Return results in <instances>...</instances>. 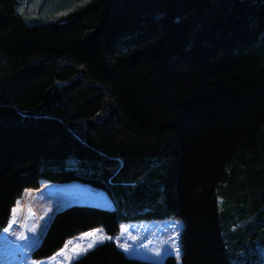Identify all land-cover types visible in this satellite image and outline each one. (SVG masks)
<instances>
[{
	"label": "trees",
	"instance_id": "obj_1",
	"mask_svg": "<svg viewBox=\"0 0 264 264\" xmlns=\"http://www.w3.org/2000/svg\"><path fill=\"white\" fill-rule=\"evenodd\" d=\"M0 0V232L26 190L81 183L35 261L179 221L182 264H264V0H87L28 23ZM73 264H158L106 241ZM162 264H177L168 256Z\"/></svg>",
	"mask_w": 264,
	"mask_h": 264
},
{
	"label": "rangeland",
	"instance_id": "obj_2",
	"mask_svg": "<svg viewBox=\"0 0 264 264\" xmlns=\"http://www.w3.org/2000/svg\"><path fill=\"white\" fill-rule=\"evenodd\" d=\"M18 1V13L33 24L60 20L87 0ZM75 205L113 209L112 201L104 191L81 183L63 185L42 181L38 190L23 192L13 208L8 226L0 232V264H73L109 240L101 230H96L70 241L50 260H33L32 253L40 245L55 215ZM121 228L114 242L129 258L162 264L168 256H173L177 264H182V222H131Z\"/></svg>",
	"mask_w": 264,
	"mask_h": 264
},
{
	"label": "snow or ice",
	"instance_id": "obj_3",
	"mask_svg": "<svg viewBox=\"0 0 264 264\" xmlns=\"http://www.w3.org/2000/svg\"><path fill=\"white\" fill-rule=\"evenodd\" d=\"M125 251H127V249H125ZM176 251L179 252V248H177Z\"/></svg>",
	"mask_w": 264,
	"mask_h": 264
},
{
	"label": "crops",
	"instance_id": "obj_4",
	"mask_svg": "<svg viewBox=\"0 0 264 264\" xmlns=\"http://www.w3.org/2000/svg\"><path fill=\"white\" fill-rule=\"evenodd\" d=\"M121 230H122V228H121ZM120 233H121V231H120ZM120 233H119V234H120Z\"/></svg>",
	"mask_w": 264,
	"mask_h": 264
}]
</instances>
